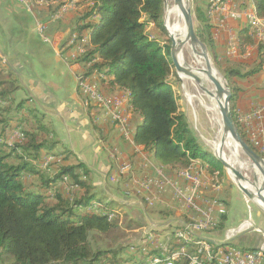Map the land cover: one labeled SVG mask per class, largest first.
I'll use <instances>...</instances> for the list:
<instances>
[{
	"label": "trees",
	"instance_id": "trees-1",
	"mask_svg": "<svg viewBox=\"0 0 264 264\" xmlns=\"http://www.w3.org/2000/svg\"><path fill=\"white\" fill-rule=\"evenodd\" d=\"M32 1L55 4L48 5L51 18L62 4L71 0ZM77 2L78 10L73 13L68 39L74 35L76 43L82 38L86 46L85 53L76 57L78 62L90 63L85 65V75L96 70L101 89L115 93L114 96H120L117 93L120 90L124 92L121 95L124 113L132 110L139 119L131 134L132 143L142 145L160 166L184 169L192 160L198 159L207 163L205 174L212 176L217 171L218 177H222L221 163L197 142L184 113L178 108L168 81L173 67L170 40L165 39L168 43L161 45L146 32L147 25L152 23L166 34L162 22L163 0ZM251 2L256 15L264 18V0ZM36 5L33 3L32 7ZM195 17L199 38L216 63L209 16L202 6L196 5ZM243 42L253 41L245 37ZM262 59L261 56L257 63L244 71L238 66H230L223 71L231 91L235 126L243 140L258 154L246 139L233 111L240 90L236 78L253 76L261 69ZM107 78L108 83L105 82ZM20 87V82L0 56V264H117L116 256L123 250L120 241L124 235L122 230L131 231L134 229L132 225L142 226L141 215L131 210L137 216L129 217L126 223L123 221L122 228L118 225V214L112 212L113 205L93 210L92 202L99 203L100 200L96 199L90 170L78 159L74 164L66 163L71 156L75 157L74 154L67 149L56 151L61 141L55 125L29 102L30 98L17 99L15 93ZM14 131L21 134V140L11 141ZM48 155L60 157L61 163L53 161L42 168L41 164ZM53 163L59 166L54 167ZM27 174L37 176L34 186H38V190L28 188L25 182ZM63 175L72 182L71 187L65 185V190L60 185ZM117 182L122 184L120 180ZM140 201L144 204L143 199ZM158 212L157 216L161 218L174 215L171 210ZM225 219L226 214H223L217 225L206 233L218 235L224 229ZM186 225L181 223V226ZM112 234H115L111 238L112 244L105 242L104 247L93 240L94 235L108 239L107 236ZM178 238L181 244L175 241L166 251L147 246L137 249L136 252L142 256L126 252V263L190 264L188 251L197 253L193 242L208 243L195 237ZM236 248L249 251L256 246ZM176 256L184 258L175 260ZM154 259L158 261L153 262Z\"/></svg>",
	"mask_w": 264,
	"mask_h": 264
},
{
	"label": "crops",
	"instance_id": "crops-1",
	"mask_svg": "<svg viewBox=\"0 0 264 264\" xmlns=\"http://www.w3.org/2000/svg\"><path fill=\"white\" fill-rule=\"evenodd\" d=\"M77 1L74 0V8H68L59 18L54 19L53 16L51 18L49 17L51 14L49 10L50 6H48L50 4L53 5V3L48 4L47 2H43L28 9L29 4L27 5L28 8L24 6L26 3L22 5L14 0H0V56L20 82L21 87L15 93L17 99L30 98L29 102H32L40 113L44 114L53 122L60 141L64 140L66 136L69 140L75 137V135L80 136V143L70 141L71 149L67 150L73 152L75 157L71 156L66 163L74 164L76 159L83 162L91 172L90 179L97 193H100L108 199L110 198L109 200H115L117 205L122 203V207H125L124 209H132L134 211L140 207L136 203L141 201L138 200L137 202L134 197H129L131 198L130 201L121 198L119 188L117 189V186L109 184L106 181V177L114 169L110 167L107 152L101 151V147L103 146L101 145V139L105 140V144L111 149L114 148L120 153H123V158L131 157L133 165L137 169L141 168L142 170L143 165L147 163V169H145L147 176H156L154 171V168H156L155 161L153 162L151 155L144 150L142 145H134L131 140H124L120 136L117 128L111 123H107L105 126H96L93 118L97 114L92 111L89 112L82 105L81 96L77 91L76 85V75L81 71V66L78 63L75 64L76 62L72 60L74 58L72 56H75L76 49L70 44L68 39L73 13L78 10ZM195 1L196 5L206 9L207 3L205 0ZM250 1L234 0V3L237 8H240L242 3L243 5L247 3L251 4L252 2ZM40 21L45 25L43 35L36 29V24ZM209 21L214 26L211 30V36L216 53H219V50L228 52L226 48L229 44L234 43V47L237 45L239 48L235 49L243 52L245 54L243 55L244 57L252 61L257 60L256 57L260 52V48L262 49L264 46L254 40L251 31H249V26H245V22L224 19L225 22L220 26L217 21L222 20L218 13L210 15ZM245 37H249L253 42H243ZM231 49H233L232 46ZM236 50L230 51L235 54L237 53L235 52ZM247 79L243 78V81H241L245 82ZM236 80L239 85L241 81L239 78ZM249 80L250 84L248 86L239 85L240 90L234 101V112L238 119L237 122L239 121L240 124H242V121L240 120L239 114H236L237 112L248 111L253 106L259 105L264 101V71L260 69ZM119 93L124 95V92ZM130 120V128L133 130L139 119L133 113L131 114ZM94 130L98 132L99 140L98 136L97 139L94 136ZM69 133H71V139ZM245 134L248 137V133L245 132ZM249 139L252 141L251 138ZM76 148H78L77 151L75 150ZM198 163L201 167L197 169H207V164L205 166L199 161ZM191 165H193V162ZM36 170L39 171L38 168ZM168 175L171 177L172 171L167 170L163 172L164 178H167ZM26 176L34 175L27 174ZM209 178L215 186H220L217 171L212 176H209ZM223 178L228 180L225 177ZM33 179L37 182V176L33 177ZM60 185L63 190L66 189L63 182ZM121 185L119 184L118 186ZM226 185L228 183L224 185L225 187L223 186L222 189L224 190L220 189L215 192L218 198L224 200L229 199L228 194L230 188ZM165 187L168 188H166L167 191L170 190L168 186ZM61 188L59 187V189ZM166 194L167 192L164 188L161 192V201L156 207L157 213L160 210L172 211L174 209L171 208L173 206H169L167 197L165 196ZM235 199L238 202H242L239 196ZM172 202L175 203L174 201ZM142 209L144 211L143 206ZM244 217L241 214L237 219L229 220L228 227L238 225L243 221ZM149 219L148 224H155L153 219ZM253 223L260 230V232H254L261 239L258 244H255V246H258L263 240L264 221H254Z\"/></svg>",
	"mask_w": 264,
	"mask_h": 264
},
{
	"label": "rangeland",
	"instance_id": "rangeland-1",
	"mask_svg": "<svg viewBox=\"0 0 264 264\" xmlns=\"http://www.w3.org/2000/svg\"><path fill=\"white\" fill-rule=\"evenodd\" d=\"M28 1H29L28 2L29 9H30V7H32L33 3L34 4H41V1H32V0H28ZM189 4H190L192 15H193L194 27H195L196 33L198 35V31H197L198 23H197V20H196V17H195L196 1L195 0H189ZM70 8H74V0H71V7ZM205 10H206V13H207V5H206V9ZM164 12H165V10H164ZM164 12H163V16H162L163 26H164ZM215 13L220 14V17H221L222 21H217L218 25H220V26H222V23L225 22L224 19H232V20L240 22V20L233 19V18H230L229 16H227L226 12L225 13L215 12ZM209 17H210V14H209ZM241 21L245 22V26H247L246 19L243 18V20H241ZM209 25H210V31H211L214 28V26L210 23V21H209ZM165 31H167V30H165ZM249 31L252 32L251 28H250ZM146 32H147V34L149 35L150 38H156L160 42L161 45H163L164 43L165 44L168 43L167 41H164L165 39L169 40L167 32H166V34H164L154 24H152V23L148 24L147 27H146ZM251 35L254 38V40L258 43L255 34L251 33ZM198 37H199V35H198ZM233 37H235V36H233ZM258 44H263V46H264L263 42L258 43ZM83 46H84V44H83ZM231 46L233 47V49H231ZM235 48L239 49L237 45L234 47V43H231L226 48L228 50V52H226L225 50L224 51L219 50V53H216L217 54L216 63H215V61H213V58H212L211 53L209 52V49H207L208 53H209V56H210V59L212 61V64L215 67V70L225 80H226V78H225V76L223 74V71L226 68H228L230 66H238L239 69L244 71L247 68L252 67L255 63H257V61H259L261 56H262V58H264V47L262 49L260 48L261 53L260 52L258 53V55L256 57L257 60H255V61H252L249 58L244 57L243 55H245V54H243V52H241L240 50H236ZM230 50H236L235 52H237V53L233 54L232 51H230ZM75 53H76V51H75ZM82 55H80V56H82ZM72 57H74V56H72ZM72 60L74 62H76L75 64L78 63L81 66V69H80L81 71L78 73V75H76V85H77V91L79 92V95L81 96L80 98L82 100V105L84 106V109H87L89 112L92 111L95 114H97V116L93 118L96 126H100V125L105 126V124L111 123V122H108V120L110 118L108 116V114H104L102 111H97V109L94 108V107H89V106L86 107L85 102H84V100L86 101V98L84 96H82L83 95L82 92L80 93V91L78 89L79 85H80V82L83 85V84H85V81L89 79V77H86V76H89V75H87V74L85 75V73H84L86 71V69H87L85 67V65L89 66V63L88 62H86V63L78 62L77 61L78 58H76V59L72 58ZM239 65H241V67ZM262 65H263V59H262V62H261V69H262ZM81 77H86L84 79L85 81ZM252 77H249V79H251ZM247 78L248 77H245L244 79H247ZM236 79H238V78H236ZM242 79L243 78H239L240 81ZM249 79H247L245 82H242L243 81L242 80L239 83V85H247L248 86V84H250V80ZM94 80H95V82H94L95 87H98V90L100 89L101 93H103L104 95H107L108 97H115L114 96L115 93H113V92L109 93V92H107L106 89H104V88L101 89L100 88V85H99L98 80L96 79V76H94ZM108 80H109V78H107L105 80V82L108 83ZM168 81L172 85V89H173L174 94H175L176 99H177L178 108H179V110L181 112L184 113V115H185V117H186V119L188 121V124H189V126H190V128H191V130L193 132V134L197 138V142L209 154L213 155V152H212L211 148L209 147L208 142L213 138V135H214V133L216 131L215 124L213 122H211L207 118L206 114L203 112V110L201 108L193 107L187 102V98H186V95H185L183 83H182L180 77L178 76V74L176 73V71L174 69V66L172 67V73L169 76ZM226 82H227V80H226ZM190 90L192 92H194V90H192V89H190ZM119 92L120 91H118L117 93H119ZM120 96H121V94H120ZM128 97H129V95H128ZM229 104H230V109H231V103H229ZM255 107H257V106L255 105L252 108H255ZM251 109H249V110H251ZM248 111L241 112V113L246 114V113H248ZM241 113L237 112L236 114H241ZM131 114H133L132 110H131L130 115ZM234 115H235V112H234ZM235 117H236V115H235ZM130 119H131V116H130ZM236 120H238V119L236 118ZM130 122H131V120H130ZM260 122L263 123L262 128L259 129V131L262 133V134H260V137H261L260 139H262V137L264 136V116L262 117ZM237 123L240 126L242 132L244 133L246 139H248V141L255 148L254 143L246 136L242 124H240L239 121ZM112 125L114 126V124H112ZM133 130L131 128V133H130V136H129V140H131V134H132ZM93 133H94V136H96V139H97L98 132L96 130H94ZM69 136H70V139H71V133H69ZM12 140H15V142H17V140H21V139L19 137H15L14 139H11V141ZM80 140H81V138H80L79 135H75V137H72L71 140H69V138L66 136V137H64V140H61L60 145L57 147L56 151L60 152V151L66 150V149H71L70 148L71 147V142L76 141V142L80 143ZM98 140H99V136H98ZM101 141H102L101 145H103L101 147V151H103V152L106 151L107 152L109 160H110L111 169H114V170L116 169L120 173L121 171H119V168L121 166L129 165V169L127 171H125L124 173H122L124 175H121V176L117 177V179L120 180L121 183H122L121 186H118L119 184H118V182L116 180H115V182H112L110 180L109 181L106 180V181L109 184H113L114 186H117V189L119 188L120 193H121L120 197L125 199V200H127V201L131 200V198H129V197L136 198L137 202H138V200L140 201L141 199H143L145 197V194L143 192H141L140 182H141L142 178L146 177V170L145 169H147V163H145V165H143V167L141 166L143 168L142 170H141V168L137 169L133 165V160L131 159V157L123 158V153H120L119 151H117L114 148L111 149L110 147H108V145L105 144V142H106L105 140L101 139ZM97 143H100V142H97ZM77 149L78 148H76L75 150L77 151ZM71 153L73 154V152H71ZM259 153H260L259 155L262 158H264L263 151L262 152L259 151ZM51 157H52V159H54V158L55 159H59L58 162L61 163L60 157L56 158V157H54L52 155H48L44 159V162L41 164L42 168L46 167V164H44V163L47 160V158H51ZM198 161L201 162L205 166L207 164V163L202 162V161H200L198 159L192 160L190 164H192V162H193V165H191L192 167H195L193 169L201 167L200 164L198 163ZM153 162H154V160H153ZM190 164L188 166H190ZM57 165L59 166V164H57V163H53L52 164V166H54V167H57ZM155 165H156L157 170H161L162 172H165L167 170L171 171L173 169V168L160 166L156 162H155ZM174 169L180 170L179 168H174ZM39 170L41 171V169H39ZM223 171H224L223 177L226 176L225 178H227L228 180H225L223 177H219L218 180L220 182H218V183L220 184L219 190L222 189L223 186L226 183H228V185H226V186H228L230 188V192L228 194L229 199H226V200L221 199L223 201L224 207H225L224 208V214H226V219L225 220H228V221L224 224V229L220 230V233H218V235L214 236L213 234L212 235H209L207 233H205V234L208 236V238H210L212 240H215L217 242H221V241H223L225 239H231L232 237L236 236L233 239V242L231 244H228V245H225V246H218V248L220 247L219 249L226 248V249H230L231 250L232 248H235V249H232V250L238 251L239 249H237L236 247H239V248H242V247H245V248L254 247L255 244H258L261 239L258 238L257 237L258 235H256L254 233L258 229L257 226L254 229H250V228L255 226V224L253 223L254 221L255 222H259L260 220L262 222L264 221V212L261 211L259 208H257L254 203L252 204L251 201L247 200L242 195V193L239 191V189L237 188L235 183L232 181V179H230L229 176L226 174L225 169H223ZM48 174L51 175L52 172H48ZM245 174L247 175V177L249 178L250 181H253V176L251 174H247V173H245ZM53 176L54 175H52V177ZM131 176H133L135 178V180L138 182V189H139L138 192L136 190H131L132 187H133V185L131 183ZM25 177H26L25 178V182H26V185H28V188L34 189V190H38L39 189L38 186H34L35 180L33 179V177H35V175L34 176H25ZM169 177H170V175H168L167 178H169ZM61 181L65 182L64 184L67 185V186L71 187V185H72L71 184L72 182L69 180V178L66 179L65 175H63ZM209 183L210 184H214V183H211L210 178H209ZM214 186H215V184H214ZM166 188L167 187H165V191L167 192V194L165 196L167 197L169 206H173V207H171L172 209L174 208L171 211V212H173L174 215H172V217L161 218V217L157 216L158 215L157 210H156L157 205L153 204L151 206L150 205L146 206L145 202H144V204H142V202L136 203L140 207L136 208L135 212H137V213H139L141 215V218H142L141 222L143 220L144 224L142 226H139V227H137V225L136 226L132 225V227L134 229H131V231L124 230V229L122 230L124 235L122 234L123 239L120 240V241L122 242L123 250H122L121 254L119 253L116 256L115 260H116L117 264H127L126 263L127 261L125 260V259L128 258L127 255L125 256L126 252H127V254L134 253L136 255L142 256L141 253H137L136 251H137V249L141 248L142 246H144L147 243L149 245L148 246L149 249L150 248H159V246H157V245H160V246L163 245L164 248H162V251H166L170 247H172L174 245L175 241H176V243L181 244V240L178 237L174 238L175 239L174 240L171 237V234L173 232L177 231L179 225L181 226V223L187 224L186 226H189V224H188L189 223V217H190V215H192V212H190V210H188L186 207L185 208L183 206L180 207L178 204L173 203L172 201H175V200L172 198V188L169 191H167ZM219 190H217V191H219ZM222 190H224V189H222ZM231 190H232L233 193L231 192ZM217 191L216 190H214V191L211 190V186L210 185H209L208 189H205V190L203 189L202 190L203 193L201 192L202 193V204L206 205L208 203L207 207H209L210 206V201L209 202H207V201L209 199H211V196L217 195V193L215 194V192H217ZM237 196H239L241 198L242 202L236 201L235 198ZM96 199L100 200L101 203L100 202L99 203L98 202H92L93 210H95V211H98V210H101V209L103 210V209H106L108 207V204L109 205H113L112 212H113V214H118V219H117L118 220V225L121 226V227L123 226V221L126 223L129 220L128 219L129 217L135 218V216H137L134 213H132V211H131L132 209H130V210L124 209L125 207L124 208L122 207V203H120V205H117L115 200L114 201L113 200H109L110 198L108 199V198L102 196L100 193H97ZM111 201H113V202H111ZM114 202L116 203V205H115ZM103 205L105 206V208H103ZM142 206L144 208V211H143V209L141 210ZM113 214L109 213L110 216H112ZM241 214L245 216L243 221L240 222L238 225H235L234 227H230L229 228L228 227L229 220L237 219L238 217H240ZM222 215H219V217L222 216ZM249 217H251V218H249ZM149 218L153 219L155 224L159 223V224L165 225L164 229L159 230V231L155 230L154 228L148 229V225H147L148 223L147 222H148ZM176 219H179V220H176ZM252 220H254V221H252ZM173 221H174V223H172ZM167 222H168V225H167ZM247 222H249V223H247ZM242 223H246V225L242 226L241 225ZM166 225H167V227H166ZM197 225H199V224H197ZM156 227L157 228H163L160 225H158ZM231 230H233V231H231ZM197 232H204V229H202V230L201 229H197ZM149 233L151 234L150 236H149ZM114 235L115 234H112L111 236L110 235L107 236L108 239H106L105 236L94 235L93 240H94V242L98 243V246L104 247L105 246V242L109 243V244H112L111 238H113ZM180 237L187 238V236H180ZM192 239L194 240V238H192ZM179 249H181V248L179 247ZM185 250H186V248H185ZM198 250H199V248H198ZM182 258H184V257H182ZM182 258L180 256L179 257L176 256L175 260H180Z\"/></svg>",
	"mask_w": 264,
	"mask_h": 264
},
{
	"label": "built area",
	"instance_id": "built-area-1",
	"mask_svg": "<svg viewBox=\"0 0 264 264\" xmlns=\"http://www.w3.org/2000/svg\"><path fill=\"white\" fill-rule=\"evenodd\" d=\"M16 2L24 5V0H15ZM207 2V14L212 15L215 12L225 13L230 18L243 20L246 19L247 25L251 26L252 34H255L258 43H264V26H261L259 21H251L250 16L247 15L246 4H241L240 8L236 7L234 0H224V2H217V0H206ZM28 8L27 5H24ZM71 7V1L61 5L57 13L53 16L57 19ZM29 9V8H28ZM37 31L43 35L45 30V25L42 23L36 24ZM75 37L72 36L69 39L71 45H74L76 53L74 58L82 55L86 51V46H83L82 38L75 43ZM90 64V63H89ZM262 69L264 71V58ZM95 71L86 77L88 80H84L86 77H81L85 84L79 85V91L82 92V96L86 98V107H94L97 111H102L104 114H108L110 121L119 131L120 135L124 140H129L130 136V113H124L122 96L108 97L98 90V87L94 85ZM98 105V106H97ZM257 107L252 108L246 114H239L240 120L242 121V126L245 132L248 133V138L252 139L255 143V149L263 151L264 153V136L260 139V134H262L259 129L262 128L263 123L260 122L264 116V101L263 103L256 105ZM13 137H19L21 135L17 132H13ZM146 155V153H145ZM59 159L47 158L44 164L48 165L53 161H58ZM129 169V165H123L119 168L120 173L115 169L110 172L106 177L107 181L115 182L118 181L117 177L124 175L125 171ZM156 176H147L141 179V192L145 194L143 198L146 206L147 205H157L161 201V192L165 186L172 188V198L174 202L180 207H186L192 215L189 217V226H180L176 232L171 234L172 238L178 236L196 237L199 240H207L208 236L205 234L208 230L213 229L218 221L219 215L224 214V203L216 195L211 196L207 202L210 201V206L202 204V190L208 189L209 185L211 190H219L220 186H214V184L209 183V175L205 174L206 170H192V172L178 171L177 169L171 170L172 176L169 178H164L163 172L154 168ZM181 179V180H180ZM131 183L133 185L131 190H136L138 192V182L133 176H131ZM202 192V193H201ZM249 223V222H247ZM197 224H204V232H197ZM243 224V223H242ZM241 224V225H242ZM148 229L154 228L155 230L164 229L163 224H147ZM160 225L163 228H157ZM174 225V224H173ZM167 227V225H166ZM157 231V232H158ZM233 231V230H231ZM260 232L259 229H257ZM234 233V232H233ZM151 234L149 233V236ZM262 242L253 249V252H242V251H227L226 249H218L217 246L212 245L208 242L207 248H200L199 253H191L188 251V258H195L196 260H201L207 262V264H264V233H262ZM149 246L148 243L142 246L145 248ZM159 249L164 248L163 245H157Z\"/></svg>",
	"mask_w": 264,
	"mask_h": 264
},
{
	"label": "bare ground",
	"instance_id": "bare-ground-1",
	"mask_svg": "<svg viewBox=\"0 0 264 264\" xmlns=\"http://www.w3.org/2000/svg\"><path fill=\"white\" fill-rule=\"evenodd\" d=\"M28 2V0H24V3H26V5H28ZM185 2L186 0H166L164 26L167 30L168 37L172 36V31H174L178 35V39L185 36L187 28L185 25L184 13L182 11V4H184ZM217 2H224V0H217ZM246 9L247 15L250 16L251 21H259L261 22V26H264V18H260L256 15L252 3H247ZM249 27L251 28V26ZM186 36L188 37L187 42L184 44L183 48L177 55V60L179 64L188 65L200 78V82H198L193 76L182 69L178 74L184 86L187 102L193 107L201 108L206 114L207 118L215 124L216 131L213 135V138L208 142V145L211 148L213 154L224 158L227 162H229V164L242 171L243 173L251 174L252 176L257 178L258 186L261 179L257 169L255 168L256 166L247 159V157L243 154V152L240 150L237 143L231 138V136L223 132L222 120L219 112V103L222 101V97L220 99L216 97L215 85L206 74V69L208 70L207 61L203 58V56H201L202 51H200L199 54L195 52V46L192 43L191 32H188V35ZM173 39L176 41L177 36L175 35ZM215 77L220 81L221 86L225 88V83L222 81L220 75L218 73H215ZM190 89L194 90V92H192ZM192 170H197V168L193 169V167H191L190 165L178 171L192 172ZM243 186L250 188L247 183H243ZM245 225L246 223L242 224V226ZM197 229H204V224L197 225ZM193 243L197 248V253H199V247H208V243L206 242L195 240ZM226 250L236 251L232 249ZM242 252H253V250ZM157 261V259L153 260V262ZM190 264H207V262L191 258Z\"/></svg>",
	"mask_w": 264,
	"mask_h": 264
},
{
	"label": "water",
	"instance_id": "water-1",
	"mask_svg": "<svg viewBox=\"0 0 264 264\" xmlns=\"http://www.w3.org/2000/svg\"><path fill=\"white\" fill-rule=\"evenodd\" d=\"M165 8L166 0H163V12ZM182 11L184 13V20L187 31L185 32V36L180 39H178V35L174 31H172V36H169L170 58L172 61V65L174 66V69L177 74H179L182 69L185 72L189 73L191 76H193L198 82H200V78L198 77V75L188 65L179 64L177 60V55L183 48L184 44L187 42L188 37L186 35H188V32H191L192 43L195 46V52L199 54L200 51H202L201 56H203V58L207 61L208 70L206 69V74L215 85L216 97L218 99L222 97V101L219 103V112L222 120L223 132L231 136V138L237 143L238 147L247 157V159L256 166L255 168L257 169L261 179L259 185L257 186V178H255L254 176L253 181H250L245 173L233 167L224 158L216 156L215 154H213V156L221 163L223 169H225L226 174L229 176L230 179H232V181L235 183L242 195L247 200L251 201L252 204L254 203L257 208L264 212V158H262L245 142V140H243L235 126L229 104L231 96L229 85L226 80L220 75L222 81L225 83V88H223L220 84V81L217 80V78L215 77V73H217V71L215 70V67L212 64L207 47L199 39L196 33L189 0H186V2L182 4ZM175 35L177 36L176 41L173 39ZM243 183H247L250 188L243 186ZM255 227L256 226H253L250 229H254ZM235 237L236 236L232 237L231 239H225L221 242H217L210 238L205 239H207V241L212 245L225 246L231 244Z\"/></svg>",
	"mask_w": 264,
	"mask_h": 264
}]
</instances>
